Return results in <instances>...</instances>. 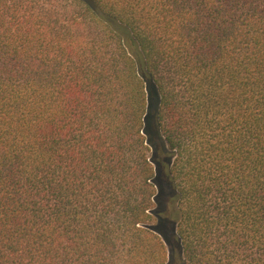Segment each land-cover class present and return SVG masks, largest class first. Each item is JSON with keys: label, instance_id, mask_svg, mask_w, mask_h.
<instances>
[{"label": "trees", "instance_id": "obj_1", "mask_svg": "<svg viewBox=\"0 0 264 264\" xmlns=\"http://www.w3.org/2000/svg\"><path fill=\"white\" fill-rule=\"evenodd\" d=\"M0 264H264V0H0Z\"/></svg>", "mask_w": 264, "mask_h": 264}]
</instances>
